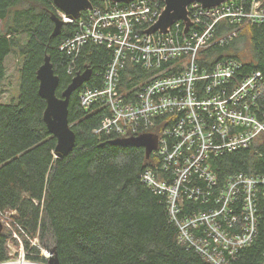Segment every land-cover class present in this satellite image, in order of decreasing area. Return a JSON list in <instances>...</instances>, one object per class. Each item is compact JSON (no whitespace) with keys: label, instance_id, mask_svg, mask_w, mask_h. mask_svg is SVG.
Masks as SVG:
<instances>
[{"label":"trees","instance_id":"16d2710c","mask_svg":"<svg viewBox=\"0 0 264 264\" xmlns=\"http://www.w3.org/2000/svg\"><path fill=\"white\" fill-rule=\"evenodd\" d=\"M92 3L105 8L110 2ZM54 15L59 16V12L52 0H0V91L9 55L18 58L20 74L18 97L0 102V264L11 260L9 244L22 247L31 263L48 264L42 247L55 250L60 264H211L193 247L180 242L167 197L141 180L147 170L160 176L161 160L154 153L147 159L144 148L112 144L119 139L114 133H96L111 114L98 103L82 108L80 90L73 93L69 104L75 148L64 160L55 158L57 140L43 119L47 104L39 95V68L49 56L60 80L58 97L73 79L68 73L71 66L76 74L91 69L87 86L101 88L115 48L110 43L89 42L78 56L60 51L76 33L77 24H65L60 35L54 37ZM215 30L214 39L200 51L198 64L212 70L233 59L243 63V74L260 71L263 83L258 103L262 115L264 25L221 21ZM233 31L238 33L233 41L223 46L215 43L218 37ZM174 63L163 65V70ZM179 71L176 67L167 75ZM155 72L158 70L149 71L129 62L121 73L120 90L137 102V95L149 82L141 83L142 77ZM211 164L220 185L237 173L264 176V145L226 153L213 158ZM256 200L258 233L250 246L230 258L232 264H264L261 193ZM207 209L200 202L184 198L182 215ZM5 216L10 226L4 222ZM198 236L203 234L198 232ZM36 239L39 243L33 245Z\"/></svg>","mask_w":264,"mask_h":264},{"label":"built area","instance_id":"2783aa9c","mask_svg":"<svg viewBox=\"0 0 264 264\" xmlns=\"http://www.w3.org/2000/svg\"><path fill=\"white\" fill-rule=\"evenodd\" d=\"M164 8V0H135L123 6L93 7L77 21L60 13L67 24H77L76 33L60 51L78 56L89 42L114 46L103 86L92 88L86 83L80 90L81 107L98 103L109 110L110 120L96 133H114L119 138L158 136L154 154L161 160L160 176L147 170L142 182L167 197L182 244L211 264H232L230 258L250 246L258 233L256 199L259 193L264 198V176L237 173L220 185L211 161L264 145V113L260 115L258 103L263 74H243V63L233 59L207 70L198 59L214 39L219 22L264 25V0H229L213 9L195 3L189 7L193 26L187 34L180 21L166 35H146ZM195 26L201 29L193 30ZM237 36L233 31L215 43L223 46ZM129 62L158 70L137 95V102L120 90L121 73ZM171 62L175 63L163 70ZM176 67L178 74L167 75ZM68 73L72 78L78 74L73 66ZM184 198L208 206L207 211L183 216ZM42 255L48 260L53 256L48 250Z\"/></svg>","mask_w":264,"mask_h":264},{"label":"water","instance_id":"95a60500","mask_svg":"<svg viewBox=\"0 0 264 264\" xmlns=\"http://www.w3.org/2000/svg\"><path fill=\"white\" fill-rule=\"evenodd\" d=\"M59 13L64 14L65 18L71 21H77L83 12L92 10L94 5L92 1L110 2L113 5L130 4L135 0H52ZM229 0H164L165 8L155 25L147 29L146 35L156 33L166 35L177 22H183L184 34H187L193 22L189 17V7L192 4H200L206 9H213ZM53 20L56 24L53 33L54 37L60 35L63 26L66 23L60 16L54 15ZM92 76V70L87 69L78 73L72 80L71 84L63 91L62 96H57L59 86V77L55 75L51 58L46 56L44 64L37 72L39 81V95L46 101L44 112V122L48 131L56 140L54 156L58 160H64L74 150L76 145V135L69 124V104L73 93L89 82ZM112 144L122 147H140L144 148L146 157L149 159L157 150L158 136L154 134H142L131 138H119L112 141ZM3 230V223L0 221V233ZM53 256L49 259L48 264H60L55 250Z\"/></svg>","mask_w":264,"mask_h":264},{"label":"rangeland","instance_id":"374dc122","mask_svg":"<svg viewBox=\"0 0 264 264\" xmlns=\"http://www.w3.org/2000/svg\"><path fill=\"white\" fill-rule=\"evenodd\" d=\"M60 15V13H59ZM18 58L16 55L11 54L7 57L5 61V66H6V73L7 75L5 76V80L1 86V91H0V102L8 103L12 101L15 97H18L20 94V74H19V63H18ZM147 75V76H146ZM155 77V74H145L144 77H142V82L145 83L147 81L152 80ZM8 216H5L4 222L8 223ZM2 222V221H1ZM3 223V222H2ZM39 242L36 239L33 243V245H37ZM9 250H10V256L11 260L5 263L1 264H16L17 262L23 261L26 264H44V263H31L25 259V254H24V249L20 247V249H17L14 247V245L9 244ZM41 248V253H45V249ZM50 251H48L49 253ZM43 256V255H42Z\"/></svg>","mask_w":264,"mask_h":264},{"label":"bare ground","instance_id":"6f19581e","mask_svg":"<svg viewBox=\"0 0 264 264\" xmlns=\"http://www.w3.org/2000/svg\"><path fill=\"white\" fill-rule=\"evenodd\" d=\"M73 80V79H72ZM72 82V81H71ZM71 84V83H70ZM69 86V85H68ZM16 264H26L25 262H24V260L23 261H20V262H17Z\"/></svg>","mask_w":264,"mask_h":264},{"label":"flooded vegetation","instance_id":"af4514ba","mask_svg":"<svg viewBox=\"0 0 264 264\" xmlns=\"http://www.w3.org/2000/svg\"><path fill=\"white\" fill-rule=\"evenodd\" d=\"M63 93V92H62Z\"/></svg>","mask_w":264,"mask_h":264}]
</instances>
